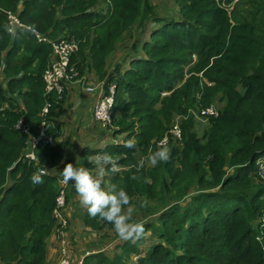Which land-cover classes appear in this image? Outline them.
Returning <instances> with one entry per match:
<instances>
[{"label":"trees","instance_id":"trees-1","mask_svg":"<svg viewBox=\"0 0 264 264\" xmlns=\"http://www.w3.org/2000/svg\"><path fill=\"white\" fill-rule=\"evenodd\" d=\"M172 1L175 14H159L152 0H0V71L6 79V89L0 86V264H48L61 161L67 148L78 150L72 140H60L66 88L61 99L46 92L52 46L28 27L52 40L77 39L72 62L80 75L103 82L105 95L117 86L113 138L124 135L123 141L84 146L80 160L67 163L94 174L84 158L112 154L121 170L106 180L126 190L145 233L112 254L93 250L84 264H264V21L252 20L249 11L230 14L221 0ZM10 12L26 26L14 36L4 28ZM140 31L124 62L110 67L124 35ZM218 99L226 106L208 119L200 139L192 111ZM23 117L29 135L16 127ZM176 117L183 118L182 140L170 139V160L155 167L146 162L137 173L136 162L158 148ZM42 133L37 161L26 160L29 141ZM132 137L136 146L129 149L125 142ZM34 172L42 184H33ZM69 189L65 214L72 234L67 209L79 199L71 200L78 195L71 181ZM82 210L80 221L97 235L113 229Z\"/></svg>","mask_w":264,"mask_h":264},{"label":"clouds","instance_id":"clouds-1","mask_svg":"<svg viewBox=\"0 0 264 264\" xmlns=\"http://www.w3.org/2000/svg\"><path fill=\"white\" fill-rule=\"evenodd\" d=\"M220 4L226 9L229 8L228 6H230L227 4L226 0H221ZM10 14H16L18 18L19 14L18 12L8 13L9 25L4 26L5 31L14 36L17 30H19L20 28L15 31V28L10 26ZM25 27L26 26L23 25V27L21 28ZM29 28L34 27L27 28L32 33ZM41 35L43 34L41 33ZM45 38H47L48 40H52L46 36ZM4 67L5 65L3 64L2 70L4 69ZM0 75H3V71H0ZM211 108H214L213 105L211 106ZM214 109L217 111L218 116V109ZM135 146V137H132L125 142V147L129 149H133L135 148ZM84 159H86L89 164H92L95 167V175L89 170V168H86L82 165L77 167L71 162L65 164L64 160H62L61 164H64L62 171H60L62 183L68 184L70 181L72 182L75 191L80 197V203L83 207L86 208L89 217H99L101 220L111 224L116 235L121 240L132 242L139 240L145 233V225L142 221L137 222L133 219L135 207L131 204L130 196L123 187H119L117 184H112L108 188H105L103 186L104 177L109 173H115L116 171H118L119 164L117 160L112 154L108 152L90 155L85 157ZM76 160H80V157L77 156ZM169 160L170 149L166 146V144L161 142V144L155 151L149 149L147 154L145 156H142L136 162L134 167L136 168L137 173H139L145 167L146 162L155 167L160 162H168ZM30 179L33 184L43 183V179L39 173L34 172ZM133 179H137V177L133 176ZM143 182L151 183V178L144 177ZM148 203L149 202L145 200L141 203L140 207H146Z\"/></svg>","mask_w":264,"mask_h":264},{"label":"built area","instance_id":"built-area-1","mask_svg":"<svg viewBox=\"0 0 264 264\" xmlns=\"http://www.w3.org/2000/svg\"><path fill=\"white\" fill-rule=\"evenodd\" d=\"M224 5V3H223ZM10 26L15 28V31L18 28L23 27L18 16L16 14H10ZM32 33L36 36L39 42H47L52 46V55L51 61L44 72L43 78L46 84V92L52 93L55 92L58 95V98L61 99V95L65 92V84H73L77 83L81 85L85 92L94 93L97 91V86L94 84H90L87 82L85 76H81L79 70L76 65L72 62V57L79 51V41L75 38H63L57 40H48L45 36L41 35V33L35 28H29ZM117 86L112 85L109 89V94L101 96L97 99L95 105H93V116L95 120L100 123L104 127H109L112 125V110L115 103V94H116ZM214 108L203 109L200 112L195 113V119H204L207 120L211 116H217V111L213 110ZM49 108L48 106L44 108L43 115L48 114ZM180 118L176 117L171 130H169L168 134L164 136V138L158 142V146L163 142L168 146L170 139H178L182 140V131L180 127ZM183 119V118H181ZM17 129L21 134L29 135L30 127L28 126L25 118H21L17 124ZM45 134L42 133L38 138H31L28 143L27 151L25 154V159L28 161H37V157L34 153L36 147L40 144V140L45 138ZM120 169H118L119 171ZM40 174H46L47 171L45 169H41L39 171ZM260 177L264 178V168L261 170L260 163ZM59 191L57 196V204L54 210V215L57 219V228L55 229V233L62 238L64 232L68 228V218L65 216L64 212L67 204V190L69 188V183H62V177L58 181ZM91 253L82 254L80 258L72 257L70 254V250L66 247L61 249V256L59 260V264H84L85 258Z\"/></svg>","mask_w":264,"mask_h":264},{"label":"rangeland","instance_id":"rangeland-1","mask_svg":"<svg viewBox=\"0 0 264 264\" xmlns=\"http://www.w3.org/2000/svg\"><path fill=\"white\" fill-rule=\"evenodd\" d=\"M252 1V2H251ZM152 2L156 5L158 13L162 14V13H167V14H171L174 13L175 14V10H177V6L176 4L172 1V0H152ZM256 2L258 3V6L256 7ZM264 5V0H235L233 3L230 4V6H228L229 8H227L228 12L234 15V13H240L241 15H244V13H246L247 11H249V18H252V20L256 21L258 23H261L264 21V12H260L259 8H262V6ZM102 9V6L100 5L99 10ZM246 16V14H245ZM248 17V16H247ZM243 20V18H242ZM141 32H138L137 34H135L133 37L131 36L130 33H126L123 37V39L119 42V44L117 45V50H118V54H123L124 57L127 56V54L129 53V51L131 50V48L133 47L135 41L137 39L140 38ZM264 32V26L261 27V33ZM115 60L111 57V60L109 61V66L113 67ZM113 69V68H112ZM90 74V73H89ZM3 77V75H1ZM86 80L88 83H91L93 81H89L88 77L86 76ZM5 78L3 77L2 82L0 83L1 87L5 86ZM79 96H82V94H79ZM226 106V101H222L221 99L216 100V102L213 103V107L218 109V111H222ZM214 111H216L215 109H213ZM195 113H197L196 111H194ZM193 114V112H192ZM195 122L197 123V125L195 126L194 131H196L195 133L198 134V137L201 139L204 136L205 131L208 129L207 125H208V120H204V119H195ZM113 124V123H112ZM207 127V129H206ZM105 130H110L113 129L114 127L111 125L109 127H104ZM105 135H108V138H112L113 133H107ZM67 139H73L72 135H68L66 137ZM103 138H105L104 136H101L100 138H98L99 140H103ZM115 138V137H114ZM124 135L119 136V138H115L114 140H118V142H120L121 140L123 141ZM78 139V138H76ZM106 140V141H110ZM77 141V140H74ZM94 141V140H93ZM121 141V142H122ZM113 142V140L111 141ZM80 150L77 151H72L66 154V160L64 163H67L71 158L74 159V161H76V157L79 156ZM94 175H95V170H94ZM107 175H110L107 174ZM61 178V177H60ZM107 177H104V187L107 188L109 187V183L108 180H106ZM70 193V189L68 188L67 190V195ZM78 198L79 202L74 203L73 205H71L69 207V209H67V212L70 213V218L73 220V225H72V229H73V238L75 239V246L78 247L77 249H75L74 252L77 253V256L75 258H80L82 254H86V253H93V250H99V251H103L105 253L108 254H112L113 252H117L116 247L117 245L121 244L124 240H121L115 233V231L112 230H104L102 231L99 235L96 234V232L94 233L92 230H90L89 228L85 227L83 225V223L80 221L81 217L80 214L82 213V209H84L85 207L82 206V204L80 203V197L79 195H76L74 197L71 198ZM133 206L135 207V205L133 204ZM81 210V212H80ZM136 211V208H135ZM134 211V212H135ZM158 216H154L155 219H157ZM133 219L137 222H144V219H142L141 217L138 216V214H136ZM76 223H75V222ZM78 225L77 227L75 225ZM92 233H94L95 237L92 236ZM150 234H147V236L149 237ZM94 248V249H93ZM79 250L81 251V254H79ZM96 252V251H94ZM61 253H58L57 257H60ZM56 262V261H55ZM57 263V262H56Z\"/></svg>","mask_w":264,"mask_h":264},{"label":"crops","instance_id":"crops-1","mask_svg":"<svg viewBox=\"0 0 264 264\" xmlns=\"http://www.w3.org/2000/svg\"><path fill=\"white\" fill-rule=\"evenodd\" d=\"M123 54L124 53L118 54V50L115 52L114 65L124 62L126 57H124ZM86 76L88 77L89 81H93L90 84H94L97 86V91L94 93H87L85 92L84 88L77 83H73V84L66 83L65 84L66 99L63 109L64 112L59 119V121L62 122V128H61L62 132H61L60 140L69 141L71 139H67L66 137L68 135H72L73 136L72 141L75 144H78V150H80V152L82 151L84 146L103 147L108 145L109 143H112L111 142L112 140L113 142H116V140H114L113 138V135L111 139L108 138V135H105L108 132L110 134L113 133V129H110L108 131L105 130V128H103V126L100 123H98L93 116V105H95L98 98L105 95L104 83L98 82L95 77L93 78L92 74L87 73L85 77ZM2 80L3 77L0 75V83L2 82ZM4 88H6V81ZM79 94H82V96H79ZM101 136H104L105 138H103V140H99L98 138H100ZM105 139L106 140L110 139V141H106ZM72 151H74V149L69 147L66 150V154ZM66 154L64 158L66 157ZM68 215L70 218V213H68ZM75 226L77 227L78 225L76 224ZM69 230L73 232L72 227H69ZM94 233H92L93 237H95ZM63 247H66L70 250V254L72 257L77 256V253L74 251L78 247L75 246V239L72 237V234L67 231V229L66 232H64L62 238L59 237L55 233V231L48 238L47 240L48 264H59L60 257L57 256L59 252L61 253V249ZM79 254H81L80 250H79Z\"/></svg>","mask_w":264,"mask_h":264}]
</instances>
